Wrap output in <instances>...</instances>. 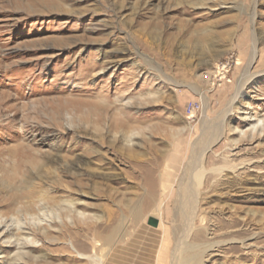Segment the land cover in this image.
Instances as JSON below:
<instances>
[{"label": "rangeland", "instance_id": "1", "mask_svg": "<svg viewBox=\"0 0 264 264\" xmlns=\"http://www.w3.org/2000/svg\"><path fill=\"white\" fill-rule=\"evenodd\" d=\"M22 147L54 163L0 264H264V0H0V182Z\"/></svg>", "mask_w": 264, "mask_h": 264}, {"label": "bare ground", "instance_id": "2", "mask_svg": "<svg viewBox=\"0 0 264 264\" xmlns=\"http://www.w3.org/2000/svg\"><path fill=\"white\" fill-rule=\"evenodd\" d=\"M129 103H130V101H129ZM58 115L61 116V114H58ZM58 115H56V116H58ZM89 119H91V118H89ZM90 122H91V120H90ZM91 124H92V122H91ZM85 125H87V124H84V126L79 125V128L81 130H84V131L86 130L87 131V127ZM38 128H39V130L42 131V128H40L39 126H38ZM135 134H137V133L126 132V133L121 135L120 140H114L111 143L112 144L120 143V144H122V147H123V148L120 147V149H122L124 151L126 150V151L132 152L133 148L132 149L129 148L130 146L129 147H125V144L123 142L132 141L133 137L135 136ZM102 135H100V137L102 139H104V137L106 135L105 134H104L105 136H102ZM107 136H108V134H107ZM17 149H19V148H17ZM14 154L16 155V158H15L14 161H12L13 159L12 160L10 159L11 160L10 161V163H11L10 165L11 166L10 167L8 166L9 168L8 167L7 168L3 167L4 172H5L6 176L8 177V180L5 181V182H0V191L3 194L6 195L3 203L0 204V208H5L7 210V212H9L10 214L17 215L19 218L20 217L24 218L25 216L30 215L31 212L38 211L37 208H36L37 203L35 202V200H36L35 198L41 192V186H39L37 183H35L34 179L36 177H39V176L43 175L42 174V172H43L42 170H43V168L45 166H47V164H52L54 162L51 159H48L46 157L39 156V155L33 153V151L31 149L27 148V147H22L21 150H18L16 152H14ZM195 169H198V168L194 167L192 169L193 181L191 183H187L185 181H181V183H180V185H182V186H189V195L187 193H185L183 195L182 192L180 193V191L177 194L178 198L180 197V199H183L184 203H186L187 205H188V202L190 200L192 202H194L195 205H194V207H192L193 211L195 210V207L197 205L196 201H197V198L199 197V194L196 192L197 190H195V188H192L191 184H194L195 187L196 186L197 187H201L203 185V178H204V175H205V171L201 170V171H197L196 172ZM222 170L223 169H217L216 168V169H213L211 172H213L215 174H221L222 172H224ZM67 173H68V171H67ZM145 173H147V172H145ZM188 182H190V181H188ZM235 182L223 183L222 181H217L215 183L216 186H213L210 189H214L215 188V190H216L217 186H218V188L220 186L221 187L222 186H224V187L227 186V189L233 190L235 188L236 184H237ZM62 191H63V189H62ZM145 195H146L147 199L149 200L148 202H150L151 206H152V204L154 202H156V199H157L156 193L152 192L150 190V187H149V190L147 191V194H145ZM43 200L47 201V202H54L55 201V199L50 198L49 196H46V195H44ZM181 203H183V202H181ZM138 206L135 207V210L133 209L134 210L133 214H134V217H136V218H139L140 213H141V208H140V206L139 207ZM184 209H185V207H184ZM184 209L182 208V211ZM28 217H26V218H28ZM119 221H116V222H119ZM27 226L28 225H26V227ZM113 226H114V224H113ZM124 230H123L121 224H117L116 226L112 227L110 230L107 231V233L104 236H102L104 243L106 245L113 244V243H119L122 240V238H123V236L125 234ZM204 232H205L204 230H199L198 232H196L194 234V236H193L194 241L202 242L204 240ZM17 235L19 236L20 241H22V243L17 244L16 242L9 241L8 243H6L7 244L6 247L7 248H17V249L18 248H22V249L23 248H30L29 243L26 241L25 232H23V231H21V229H19ZM201 249H198V246H196V245L190 246L187 249H185V251L183 252L184 254L182 256V259H181V264H202V261H203L202 259H203V256H204L203 255L204 252ZM95 261H96L95 258H91V262L90 263H94Z\"/></svg>", "mask_w": 264, "mask_h": 264}, {"label": "water", "instance_id": "3", "mask_svg": "<svg viewBox=\"0 0 264 264\" xmlns=\"http://www.w3.org/2000/svg\"><path fill=\"white\" fill-rule=\"evenodd\" d=\"M155 226H157L156 222H152Z\"/></svg>", "mask_w": 264, "mask_h": 264}]
</instances>
